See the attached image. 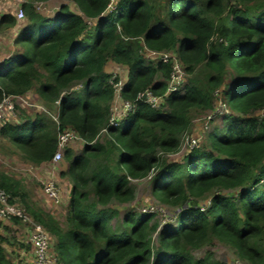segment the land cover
Instances as JSON below:
<instances>
[{
  "label": "trees",
  "instance_id": "16d2710c",
  "mask_svg": "<svg viewBox=\"0 0 264 264\" xmlns=\"http://www.w3.org/2000/svg\"><path fill=\"white\" fill-rule=\"evenodd\" d=\"M49 1L23 4L26 22L15 41L21 49L0 64V102L36 93L58 102L57 121L25 111L5 121L0 136L36 166L53 161L61 131L72 129L86 142L80 153L64 152L61 175L74 181L66 220L32 202L23 181L3 171L0 189L48 232L57 264H224L192 254L215 240L247 264H264V0H122L108 16L109 0H68L50 15L37 10L36 3ZM17 23L14 14L3 15L0 28ZM147 49L171 52L192 77L163 108L138 102L120 126H110L109 63L126 68L124 101L147 88L166 92L171 64L148 58ZM221 103L232 114L218 116L223 127L209 132L206 144L182 162L164 158L180 150L194 112L211 113ZM154 170L153 195L179 209L176 224L131 211L122 229L114 227L118 211L108 204L132 201L131 180ZM204 198L210 202L202 210ZM6 241L0 236V264H15Z\"/></svg>",
  "mask_w": 264,
  "mask_h": 264
},
{
  "label": "rangeland",
  "instance_id": "374dc122",
  "mask_svg": "<svg viewBox=\"0 0 264 264\" xmlns=\"http://www.w3.org/2000/svg\"><path fill=\"white\" fill-rule=\"evenodd\" d=\"M66 3H68V0H50L49 2H38L36 3V6L41 5L42 9L40 12L50 15L53 14L60 7V5ZM108 70L110 73L115 72L124 74L126 68L117 64H109ZM200 70V77H203L205 75V71L203 69ZM191 77L192 76L188 74V82ZM81 90L82 87H80V85H77L73 89L75 93H80ZM31 100L33 106L26 108L18 107L15 111L16 116L13 117L11 121L15 122L20 120L25 111L30 115H35L36 113H46L51 117L58 115V106L56 103L53 105L47 104L38 96L31 98ZM40 106L46 109V111L39 108ZM225 108L226 110H224V107L221 108V112H219L218 116H221L222 114L220 113L222 112L226 115L232 114L230 109L226 106ZM208 115L209 113L194 112L192 114L191 126L187 132L190 135H199L201 137L200 144L202 145L206 144L209 132L213 131L216 127H223V120L220 117H216L215 119L208 121ZM97 139L104 142L105 139H107V132L103 131ZM82 146L83 145L81 143H74L67 148H71L75 153H80ZM64 152L62 153L60 160L36 166L27 162L18 149L11 146V144L4 139H1L0 136V171L6 172L14 178L23 181L32 202L42 207L47 212L54 214L61 222H65L69 211V191L71 190V186H69L68 183H73L72 179L61 175V172H65L68 166L64 159ZM186 152L185 142L181 140V147L179 151L175 153L163 154V156L170 162H182L184 161ZM155 172V170L152 172L151 177L148 176L143 179L131 180V185L134 189V199L132 201L127 203L112 201L108 204L109 209H116L118 211V215H116L112 220L114 227L119 229L123 228L122 220L126 213L134 211L141 216L146 211H152V208H155L156 211L160 212L156 213V219H158L162 225L176 224L175 218L179 209L160 203L153 195V180ZM49 180H54L59 187L61 192V201L59 204L50 200L45 193L44 184ZM209 202V198H204L199 200L198 205L202 208L207 207L209 206ZM16 206L21 207L19 203L16 204ZM8 223L10 222H0V236L6 237L7 239L5 243L7 257L16 264H34L33 247L30 243V236L33 232L32 226L30 223H26L25 221H20V223L18 225H14V227L10 226ZM153 238L155 239V235ZM50 243L52 251V241ZM192 254L195 258H204L211 254L212 258L222 261L224 264H232L233 261H240L241 264H247L239 259L236 250L231 245L216 240L211 244L202 246L200 249L193 250Z\"/></svg>",
  "mask_w": 264,
  "mask_h": 264
},
{
  "label": "built area",
  "instance_id": "2783aa9c",
  "mask_svg": "<svg viewBox=\"0 0 264 264\" xmlns=\"http://www.w3.org/2000/svg\"><path fill=\"white\" fill-rule=\"evenodd\" d=\"M122 0H109L106 7L105 16L116 14L119 11L120 3ZM26 0H0V3H14L16 6L15 17L17 22H21L26 18L23 4ZM37 10L41 11L42 6H36ZM1 19V15H0ZM88 23L91 24L90 20ZM148 58H156L164 63H170L172 67V72L170 79L167 84L166 92L163 95L155 94L150 88L140 91L134 102L124 101L121 96L122 89L124 87L126 73H112L110 78V83L112 84L115 92V101L113 105L112 115L110 117L109 124L110 126L118 127L121 123L127 119V117L135 112L136 104L138 102H143L148 104L150 107L155 109H161L164 106V99L170 93H179L183 92L187 84L188 73L185 70L183 63L174 56L171 52L163 51H152L147 49ZM58 106V102L56 103ZM224 105V106H223ZM33 103L31 98H28L26 95H15L8 94L4 95L2 101L0 102V128L1 125L6 120H11L15 117V111L18 107L26 108L32 107ZM225 106L226 103H221L216 109L209 113L207 120L211 121L218 117L221 108ZM43 111H46L43 107ZM228 108V107H227ZM229 109V108H228ZM226 112V111H225ZM224 112L220 113L223 114ZM57 121V116H53ZM106 132V130H103ZM201 137L190 135L185 133L182 136V139L185 142L186 150H192L200 144ZM72 143H86L80 135L72 130L66 129L61 131L58 136V149L54 154L53 161H58L62 157V153L67 149L68 146ZM153 172V171H152ZM152 176V173L149 177ZM45 193L50 200L59 204L61 201V192L57 183L54 180H49L44 184ZM11 195L6 192L4 189H0V222L7 221L10 222L12 218H17L20 221H25L30 223L32 226L33 232L30 236V243L33 247L34 253V264H57V257L51 251L50 248V235L48 232L38 223H36L21 207L16 206L10 202ZM202 208V207H201ZM205 207L202 208L204 210ZM152 211H146L145 213H160L156 211L155 208L151 209ZM166 215V214H165ZM232 264H241L240 261H233Z\"/></svg>",
  "mask_w": 264,
  "mask_h": 264
},
{
  "label": "crops",
  "instance_id": "0c3cea01",
  "mask_svg": "<svg viewBox=\"0 0 264 264\" xmlns=\"http://www.w3.org/2000/svg\"><path fill=\"white\" fill-rule=\"evenodd\" d=\"M15 9H16V6L14 3H0V15L1 16L7 15L10 13L14 14ZM25 22L26 21L23 20L21 22H18L16 24V26H14V27H9V28H4V29L0 28V64L3 61L11 58L13 55H16L20 51L21 48L19 45H17L15 43V41H16L17 35L21 31ZM109 64H112V63H109ZM107 69H108V67H107ZM108 72L110 73L109 70H108ZM33 96L35 97L38 95L36 93H34ZM72 182H74V181L72 180ZM72 184L68 183L69 186H71ZM9 225L14 227V224H12V223H9Z\"/></svg>",
  "mask_w": 264,
  "mask_h": 264
},
{
  "label": "water",
  "instance_id": "95a60500",
  "mask_svg": "<svg viewBox=\"0 0 264 264\" xmlns=\"http://www.w3.org/2000/svg\"><path fill=\"white\" fill-rule=\"evenodd\" d=\"M83 19L85 20V21H89L90 19L88 18V17H86V16H83Z\"/></svg>",
  "mask_w": 264,
  "mask_h": 264
},
{
  "label": "clouds",
  "instance_id": "9594fccd",
  "mask_svg": "<svg viewBox=\"0 0 264 264\" xmlns=\"http://www.w3.org/2000/svg\"><path fill=\"white\" fill-rule=\"evenodd\" d=\"M187 83H188V79H187Z\"/></svg>",
  "mask_w": 264,
  "mask_h": 264
}]
</instances>
